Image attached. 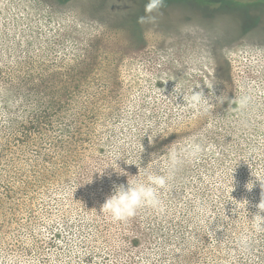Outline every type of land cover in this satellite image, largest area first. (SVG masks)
I'll list each match as a JSON object with an SVG mask.
<instances>
[{
  "label": "rangeland",
  "instance_id": "rangeland-1",
  "mask_svg": "<svg viewBox=\"0 0 264 264\" xmlns=\"http://www.w3.org/2000/svg\"><path fill=\"white\" fill-rule=\"evenodd\" d=\"M147 2L0 0V190L16 189L23 218L37 215L38 200L28 198L41 188L20 190L33 173L5 150L16 140L4 143L16 128L7 123L9 109L19 106L22 114L25 106L14 96L6 102L1 83L79 82L72 107L65 99L72 94H55L63 113L77 115L59 118L43 145L69 181L42 191L59 200L80 184L92 194L90 214L75 205L77 232L81 238L85 226L109 228L103 264H264V212L257 207L264 192V0H166L156 25L140 23ZM220 22L224 34L213 38ZM192 89L223 94L219 124L209 126L201 108L184 104ZM67 122L90 134L75 164L64 157L70 146L59 143ZM151 140H158L155 149L144 154ZM193 140L202 153L160 190L162 211L143 208L117 223L100 210L113 182L143 179L145 169L163 172L171 154L180 156ZM32 143L36 155L42 143ZM222 147L224 155L214 154Z\"/></svg>",
  "mask_w": 264,
  "mask_h": 264
},
{
  "label": "trees",
  "instance_id": "trees-1",
  "mask_svg": "<svg viewBox=\"0 0 264 264\" xmlns=\"http://www.w3.org/2000/svg\"><path fill=\"white\" fill-rule=\"evenodd\" d=\"M72 72V69L69 70L68 75L71 76ZM6 74L8 75V73ZM80 74L82 75L84 72H80ZM80 85L81 83L74 81L46 82L32 79L18 80L13 77L1 83V92L5 94L6 102L11 101L14 96L12 99L14 103L21 102L25 106L21 110L22 114H20L18 106L9 109L6 115L7 123L12 124L13 127L16 126V128H14L15 133L6 135L7 143H4L11 144L10 140L15 139L17 145L13 150L10 146L9 148L6 146L5 150L12 153L14 164L21 166L24 171L30 170L33 173V176L18 187L22 192H27L29 188H33L35 191L41 188L40 194L36 193L28 198L31 204L38 200L37 215L31 218H23L21 205L13 200V194L17 193L15 188L7 187L0 190L1 261L7 257H14L17 261L11 264H103L106 260L105 257L110 255V242L106 236L109 231L107 226L99 224L92 229L90 226H85L84 231L81 232L83 235L79 238L75 205L83 204L86 208L85 214H90L93 208V203L88 199L92 197V194L88 193L82 183L81 186L84 190L78 184L74 192L62 195L59 200L50 196V192L42 191L44 187H51L55 180L69 181L67 178L62 179L58 176L57 172L61 173L63 169L53 167V164L56 163L52 161L55 153H49L48 149L51 150V147L47 148L43 145L48 138H51L50 134L54 131L52 129L56 126L55 123L59 118H63L66 122L67 117L77 115L71 114L69 111L63 113L60 100L55 94H72L65 97L69 106L72 107L74 94H76L75 89ZM41 94L49 95V97L46 95L42 97ZM222 95L215 94L217 97ZM199 115L202 120L207 121L209 126L219 124L222 109L218 105V100H212V103L207 105V111L201 108ZM66 127L68 133L66 139L59 140V143L62 146L65 145V149H67L66 145L70 146L69 150L65 151L64 157L68 156L75 164L79 148L84 143L91 141L88 137L90 134L78 128L76 130L70 122L66 123ZM220 127L223 130L226 129L222 124ZM171 135H168L169 138L172 137ZM35 140L42 143L40 149L36 148L38 149L36 155L32 152L29 153L30 148L34 146L32 142ZM157 141L151 140L148 146L143 147V153L147 154L148 150L155 149ZM226 151H228L227 148L222 147L214 154L224 155ZM80 181L82 180L79 179V183ZM1 185L0 187H3ZM46 196L49 197L46 198ZM83 197L85 199H82ZM113 253H120V249L113 248ZM71 256L73 260L67 263L65 258ZM82 259H85V263L81 262Z\"/></svg>",
  "mask_w": 264,
  "mask_h": 264
},
{
  "label": "clouds",
  "instance_id": "clouds-1",
  "mask_svg": "<svg viewBox=\"0 0 264 264\" xmlns=\"http://www.w3.org/2000/svg\"><path fill=\"white\" fill-rule=\"evenodd\" d=\"M165 3L166 0H148L145 5L146 15L140 18V23L156 25L159 16L162 15L160 10L165 6ZM226 26V22H220L214 26L212 29L213 38H221ZM181 31H183V29H181ZM179 95L180 94H178L177 97ZM212 100H218L222 103L223 95L217 97L214 93H210L206 96L203 89L199 91H194V89H192L190 95H184V101L186 102L184 104L192 108H204L205 111H207V105L211 104ZM202 150V144L193 140L186 145L180 156L176 153L171 154L163 172L145 169L142 174L143 179H131L128 176L126 183L113 182L112 192L106 197L100 210L113 222L117 223L126 222L130 218H133L137 215L138 211L143 208H149L157 212L162 211L164 202L161 199L160 190L164 189L172 181L176 172L184 163L195 162L200 157ZM107 168L108 167L105 169ZM140 175L141 173L139 172L136 176ZM261 187L264 188V184H262ZM247 188H252L250 187V183L247 185ZM261 197V202L257 207L260 212H264V192H262Z\"/></svg>",
  "mask_w": 264,
  "mask_h": 264
}]
</instances>
